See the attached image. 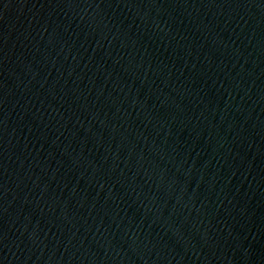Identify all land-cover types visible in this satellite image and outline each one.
<instances>
[{
    "label": "water",
    "instance_id": "obj_1",
    "mask_svg": "<svg viewBox=\"0 0 264 264\" xmlns=\"http://www.w3.org/2000/svg\"><path fill=\"white\" fill-rule=\"evenodd\" d=\"M0 264H264V0H0Z\"/></svg>",
    "mask_w": 264,
    "mask_h": 264
}]
</instances>
